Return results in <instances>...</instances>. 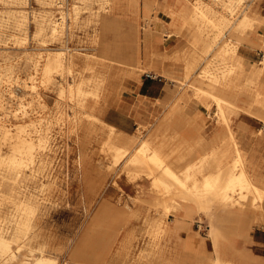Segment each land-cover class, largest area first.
Returning <instances> with one entry per match:
<instances>
[{
	"label": "rangeland",
	"instance_id": "1",
	"mask_svg": "<svg viewBox=\"0 0 264 264\" xmlns=\"http://www.w3.org/2000/svg\"><path fill=\"white\" fill-rule=\"evenodd\" d=\"M149 1L146 11V0H0V121L15 127V123L34 118L32 133L42 130L47 137L43 149L35 150L32 158L25 157L22 165L0 161V230L7 236L14 232L13 219L22 200L31 198L37 203L30 230L20 233L13 243L22 253L18 261L43 249L58 257L57 264H88L99 256L102 264H211L212 257L218 254L232 264H262L252 259L253 250L264 254V247L256 248L252 243V226L240 232L242 223L264 222L261 207L251 205L252 192L247 191L238 224L225 219L221 223L226 227L215 229L220 217L215 220L214 214L221 209L213 206L195 211L189 218L188 230L167 227L161 231L163 225H174L182 214L165 213L162 194L151 188V178L144 172L134 176L129 170L134 147L115 161L107 142L109 127L103 121L127 134L138 135L140 141L151 136L171 100L183 95L186 106L181 112L191 120L189 126H200L206 135L213 134L217 127L222 132L225 125L216 113L214 98L197 96L194 80L208 61L213 69L222 65L214 53L225 41L233 44V30L222 33L214 49L203 54L204 39L212 40L215 30L208 27L199 35L197 24L186 23L180 13L193 9L197 2L211 3L220 10L232 3L237 11L234 17L243 9L255 16L249 27L252 30H248L254 41L238 47V53L246 57L247 67L255 63L250 74L254 77L255 70L264 65V0ZM58 21V28L53 30ZM146 33L150 34V41L146 40ZM60 50L67 62L68 56L75 57L74 71L56 70L50 80L43 79L41 67L46 57ZM115 58H125L127 63ZM134 60L139 61L138 65H131ZM190 60L194 62L192 67H188ZM87 64L93 68H87ZM100 73L108 77L107 84L99 96H87L86 109L75 106L68 91L65 96L60 93L62 86L67 87L74 79H81L83 87L93 91ZM260 89L264 90V81ZM246 98L240 94L241 107H230L227 114L232 128H244L241 144L247 155L246 159L243 152L245 168L252 179L255 173L264 183V118L246 109ZM192 111L200 114L201 125L194 124ZM88 112L99 118L87 115ZM221 139L216 138L213 144L223 143ZM3 143L0 153L6 156L11 147L6 141ZM237 145H227L230 154L224 161L233 158ZM208 147L198 144L196 153L207 155ZM168 163L169 160L161 162L156 174ZM241 193L238 189L233 195L242 198ZM131 234L126 248L122 247ZM188 234L210 242L211 250L205 256L192 251L184 260H169L170 251L182 253ZM125 249L127 253L123 255Z\"/></svg>",
	"mask_w": 264,
	"mask_h": 264
},
{
	"label": "bare ground",
	"instance_id": "2",
	"mask_svg": "<svg viewBox=\"0 0 264 264\" xmlns=\"http://www.w3.org/2000/svg\"><path fill=\"white\" fill-rule=\"evenodd\" d=\"M230 1L234 2V0ZM235 1L240 3L242 0ZM145 6L148 8V5ZM193 7L194 8L191 10L188 8L186 10H182L180 17L183 18L186 23L194 25L197 24V30L200 33L199 35H202L203 31L208 27H210L211 30L213 29V32L214 30L216 32L212 40L204 39L205 48L201 53L204 54V52L212 51V49H214V47L219 43V40H221L220 35L227 32V30H233V44L230 45L228 41H225L219 45L216 53H214L215 58L219 59L222 65L213 69L209 66L208 61L207 64H205V66H203L199 71L198 76L194 80V93L199 97H203L205 95L212 96L217 104L216 113L225 125V129L217 137L222 138V146H217L207 155L203 154L200 156L196 153V146L201 143L206 144L205 138L199 137L193 143H189L185 140L181 131L184 132V130L189 126L191 120L184 116L181 112L182 108L186 106V103H183L185 102V96L183 95L175 97V99L172 98L173 100H171L170 105H168L169 108L163 112L164 114L155 126L151 136L142 138L140 141L138 135L127 134L113 124L106 122V120L103 121V124L109 127L110 135L107 142L110 143L109 150L115 161L130 153L131 149L134 147L129 164V170L134 174V176L144 172L146 177L151 178V188L162 194V202L166 208L165 213H177V211H179L185 204L189 203H192L195 206L196 211L207 210V208L216 206L220 208L221 211L219 214H214L215 220L217 217H220L215 223L216 225L214 224V227L215 229L220 230L226 227L223 226L221 220L226 219L236 221V223L240 221L243 215V209L245 208L243 201L244 198L247 197V191L253 193L252 200H250L251 205L256 209L261 207V216L264 218V187L256 183L245 168L243 151L237 145L240 142V139L231 126V117L227 114L230 107H241L239 103V95L244 93L247 96L245 99L246 109L252 111L253 113H258L264 118V90L260 89L261 82L264 81V65L257 68L255 70V76L252 77L250 74L255 66V63L253 62L251 66L246 69L247 60L238 53V47L243 42L245 37V30L253 26L256 19L255 16L243 9L240 14L234 17L237 11L233 7L232 3H226V6L224 7L225 9L223 10L216 9L211 3L201 4V2H197ZM104 23L105 21L103 20L102 24L104 25ZM58 24L59 21L53 26V30L58 28ZM145 38L146 40H149L150 34L146 33ZM200 41L201 40H199V42ZM123 54L124 53L122 51V55ZM68 58L70 59L67 62L63 50L54 54H48L43 66L41 67L43 79L50 80L52 73L56 70L74 71L75 57L73 58L68 56ZM114 60H117L120 63H127L125 58H115ZM135 60L131 63L132 66L138 65L139 61ZM193 63L194 62L192 60L188 61V67H192ZM87 68L93 67L87 64ZM245 73L246 76H244ZM106 75L103 73L97 74V85L93 91L85 89L86 87H83V81L81 79H74V81L70 82L67 87L62 86L60 93L62 96H65V93L67 94L68 91L70 98L76 104L75 106H80L81 108L86 109V105L88 104H85V99H87V96L90 93H94L98 96L100 95V91L103 90L108 81V77ZM178 99H182L183 101L179 102ZM87 115L99 118V116L91 112H88ZM90 119L92 118L90 117ZM25 121L26 123H15V127H10L11 125L9 126L5 122L0 121V144L6 141L11 147L10 154L3 156V154L0 153L1 162L8 163L12 166H18V164L24 163L23 161L25 157L28 159L32 158L34 156V151L38 148L44 147V144H46L47 137L42 130L38 132L36 131L37 133L35 135L33 134L34 132L32 133V131H34L33 126L35 124V119L30 118ZM44 124H41V126ZM157 137L162 138L157 140ZM230 142L237 145L236 148L234 147L236 150L232 159L224 161L225 154L227 153V145ZM194 154H197L196 157H193ZM164 160H169V163L160 173L156 174L157 168ZM24 165L25 164H23V166ZM205 170H207V172H205ZM199 174H203L202 177H199ZM15 177L17 176L15 175ZM25 178L26 177H24V179ZM238 189L242 192V198H237L233 195L234 191ZM36 209L37 203L31 200V198L22 200L18 203V213L16 214L15 219H13L14 232L7 236L4 230H0V264H57L58 257L54 254L44 253L43 249V251L40 250L41 252L39 254L32 252L30 257L27 255L28 257L25 260L18 261V258L22 253L20 248H14L13 243L19 239L20 233H26L30 230L32 226L31 215L36 211ZM235 225L233 228H235ZM67 264L77 263L68 262ZM213 264H223V262L221 259L215 258Z\"/></svg>",
	"mask_w": 264,
	"mask_h": 264
},
{
	"label": "crops",
	"instance_id": "3",
	"mask_svg": "<svg viewBox=\"0 0 264 264\" xmlns=\"http://www.w3.org/2000/svg\"><path fill=\"white\" fill-rule=\"evenodd\" d=\"M145 5H148V8L145 6ZM144 7H145V10L147 11L149 8H150V1L149 0H146L145 4H144ZM252 30V28H248L246 31H245V37H244V40L242 43L244 42H253V37H252V34L248 33V30ZM241 43V44H242ZM243 56V55H242ZM245 59L246 57L243 56ZM249 67L246 66V69H248ZM247 97V96H246ZM245 100V99H244ZM240 103V101H239ZM195 113V114H194ZM254 114V113H253ZM198 115V116H197ZM199 113L196 112V111H192V116L191 118L195 121L194 124H200L201 123L198 121V117H199ZM256 115V114H254ZM197 116V117H196ZM258 117H260L259 115H256ZM261 118V117H260ZM193 121V122H194ZM114 125V124H113ZM116 126V125H114ZM117 127V126H116ZM118 128V127H117ZM235 132L237 133V135L239 136V139H240V148L242 149V151L244 152L245 156H246V159H247V155H246V150L244 149V147L242 146V135L244 133V128L242 127L241 129H235ZM121 130V129H120ZM124 132V131H123ZM221 133V129L217 127V130L211 134V135H206L203 133V131L201 130V127H195V126H188L184 132H182V136L192 142L196 139H198L199 137H204L205 140H206V147L209 146L207 149V153H210L213 149H215V147H219V146H222V143H214V141L216 140V138L218 137V135ZM231 143V142H230ZM229 143V144H230ZM228 144V145H229ZM233 144V143H232ZM234 145V144H233ZM224 147V146H223ZM236 148V147H235ZM233 150L232 154L234 155V152H235V149ZM230 154L229 152V146H227V153L225 154L226 157H228ZM225 159V157H224ZM230 160V159H229ZM253 179L256 183H258L259 185H261L262 187H264V183H261L260 179L257 177V175L255 173H253ZM196 211L195 209V206L192 204V203H189V204H185L179 211H177V213H180L182 214V217L181 218H178L176 221H175V224L174 225H163L161 228V231L162 230H166L167 227H179V228H183V229H186L188 230L190 228V220L189 218H191L194 214V212ZM252 226V227H251ZM249 227H251V236H252V243H254L256 245V248H258L259 246H262L264 247V222L262 223H253L251 224V222L249 221L248 224H244L242 223L241 224V230L240 232L242 231H246L247 229H249ZM238 232V231H237ZM239 233V232H238ZM132 235V234H131ZM130 235V237L128 238V240H126L124 242V245H122V247H125L126 248V243H128V241L130 242V240L132 239V236ZM238 240L242 242V238H237L236 237V241ZM227 243V242H226ZM253 244V245H254ZM228 245V244H227ZM235 245V244H234ZM216 246L218 247V241L216 242ZM221 246V245H220ZM201 247L203 248L204 247V250L201 249ZM216 247V248H217ZM212 248V244L209 242L208 244V241H205L203 242V240L195 235H187L186 236V239L184 241V249L182 251V253L180 254H176L174 253V251H170L171 252V255L168 256L170 259L169 260H176V261H180L181 259L184 260L186 259V255L188 252H192V251H198L200 252V254L203 252L204 256L206 254V252L210 251ZM254 251V255L252 256V259L254 262H262V264H264V254H261V253H258L256 250H253ZM127 253L126 249L123 250V255H125ZM102 256H99V257H95L96 261H91V262H87L88 264H102L101 261H100V258ZM158 257V256H157ZM164 258H167V254L164 255ZM215 258H219L222 260L223 264H232V261L230 259H225L221 254H218L217 256H213L212 257V262L211 264L214 263L215 261ZM158 259H161V257H158ZM238 264H241V263H238Z\"/></svg>",
	"mask_w": 264,
	"mask_h": 264
}]
</instances>
